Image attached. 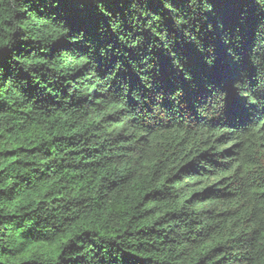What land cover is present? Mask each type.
Instances as JSON below:
<instances>
[{"label": "trees", "instance_id": "1", "mask_svg": "<svg viewBox=\"0 0 264 264\" xmlns=\"http://www.w3.org/2000/svg\"><path fill=\"white\" fill-rule=\"evenodd\" d=\"M0 264H264V0H0Z\"/></svg>", "mask_w": 264, "mask_h": 264}]
</instances>
